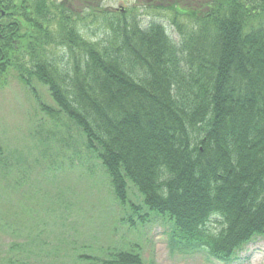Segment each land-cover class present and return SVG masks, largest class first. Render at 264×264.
<instances>
[{"label":"trees","instance_id":"obj_1","mask_svg":"<svg viewBox=\"0 0 264 264\" xmlns=\"http://www.w3.org/2000/svg\"><path fill=\"white\" fill-rule=\"evenodd\" d=\"M103 1L0 0V89L16 75L43 115L33 169L45 176L96 159L123 222L129 211L131 223L144 222L148 209L174 222L173 249L228 264L264 239V0L155 2L167 22ZM17 152L0 146V193L10 204L32 179ZM216 218L214 236L205 228ZM83 246L91 254L79 259L91 264H147L135 249Z\"/></svg>","mask_w":264,"mask_h":264},{"label":"rangeland","instance_id":"obj_2","mask_svg":"<svg viewBox=\"0 0 264 264\" xmlns=\"http://www.w3.org/2000/svg\"><path fill=\"white\" fill-rule=\"evenodd\" d=\"M146 2L106 0L105 5L115 9H135L144 20L158 15L161 16L159 20L165 21L164 7H150ZM173 37L177 39L175 35ZM8 82L7 87L0 89V146L18 150L17 160L20 156L22 164L29 163L32 170L35 159L42 157L39 151L42 138H36V133L41 126L39 116L43 115L16 75L10 76ZM36 87L45 104L55 107L46 87L40 84ZM67 125L70 124L65 121V126L56 133L67 136ZM44 129H52L51 123ZM72 136L77 143L82 142L74 126ZM55 168L57 166L54 165L52 171ZM62 168L66 169L44 176L46 172L41 171L37 164L30 172L32 179L14 195L16 202L13 204L9 203L11 196L8 191L2 193L1 190L0 264H91L79 259L82 254H91L88 246H83L91 242L92 250L95 245L104 253L112 249H135L152 264H213L204 256H187L171 251L169 230L174 227L169 218L164 220V217L143 208L142 216H148L144 222L137 219L133 221L135 228L130 227L133 222L128 215L133 213L129 211L127 223L130 224L122 223L127 212L119 204L98 160L89 159L85 166ZM129 198L135 206H142L144 199L131 184ZM221 229L218 219H213L205 228L214 236ZM71 242L77 245L73 246ZM239 257L240 261L234 264H264V239H255L246 245L239 251Z\"/></svg>","mask_w":264,"mask_h":264}]
</instances>
